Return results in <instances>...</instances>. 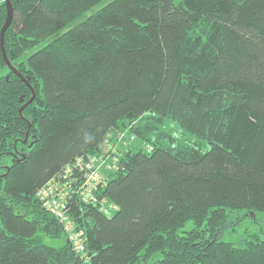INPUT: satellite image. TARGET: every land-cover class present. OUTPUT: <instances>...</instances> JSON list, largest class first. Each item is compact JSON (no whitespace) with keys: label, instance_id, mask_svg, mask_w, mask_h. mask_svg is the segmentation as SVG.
I'll return each mask as SVG.
<instances>
[{"label":"trees","instance_id":"trees-1","mask_svg":"<svg viewBox=\"0 0 264 264\" xmlns=\"http://www.w3.org/2000/svg\"><path fill=\"white\" fill-rule=\"evenodd\" d=\"M11 2L0 264H264V0Z\"/></svg>","mask_w":264,"mask_h":264},{"label":"rangeland","instance_id":"rangeland-1","mask_svg":"<svg viewBox=\"0 0 264 264\" xmlns=\"http://www.w3.org/2000/svg\"><path fill=\"white\" fill-rule=\"evenodd\" d=\"M104 5V4H103ZM101 5H98L93 9L94 11L99 9ZM93 12V11H92ZM90 14V13H89ZM66 30V29H65ZM46 44L45 42L41 43L37 47H35L32 51L37 50L41 46ZM31 51V52H32ZM178 125L174 122H167L166 125L162 127L165 130H175ZM140 141L132 136L126 134H119L113 140L107 142L104 146V151L106 153H110L111 151L117 152L119 148L127 147L130 145H138L140 146ZM103 160L96 159L92 162V166L95 169V174H100L102 172ZM61 189V188H60ZM46 193V192H45ZM246 210L240 211V215H244ZM232 222H235V217H231ZM254 235L260 236L264 240V211L258 212L255 215L247 214L243 216L240 220H237L233 227L226 229L222 234L219 235L220 239L231 241L237 245H242L243 242L250 238L254 237ZM48 241H50L48 239Z\"/></svg>","mask_w":264,"mask_h":264},{"label":"water","instance_id":"water-1","mask_svg":"<svg viewBox=\"0 0 264 264\" xmlns=\"http://www.w3.org/2000/svg\"><path fill=\"white\" fill-rule=\"evenodd\" d=\"M5 2L7 4V10H8L7 14L8 15H7V20H6L5 24L3 25V28H2V31H1V45H2V49L4 51V56H5V59H6V62L8 64V66H9V68L12 71H14L16 74H18L21 78H23L25 81H27L25 79V77L13 66V64L10 62V60L8 59L7 54L5 52V48H4V36H5V32L8 29V27L11 25V23L13 21V17H14V9H13L11 0H5ZM28 85L30 86L29 82H28ZM32 90H33V88H32ZM33 93L34 94L31 97V99L21 108V110H20L21 112H22L23 108L27 104L31 103L34 100V98H35V92H34V90H33Z\"/></svg>","mask_w":264,"mask_h":264},{"label":"built area","instance_id":"built-area-1","mask_svg":"<svg viewBox=\"0 0 264 264\" xmlns=\"http://www.w3.org/2000/svg\"><path fill=\"white\" fill-rule=\"evenodd\" d=\"M57 213H58L59 216H61L63 218V215H62L63 212L61 210H57ZM74 239H75V243L77 245V248L78 249H81L82 248V244L79 243V240L77 238V235H74Z\"/></svg>","mask_w":264,"mask_h":264}]
</instances>
